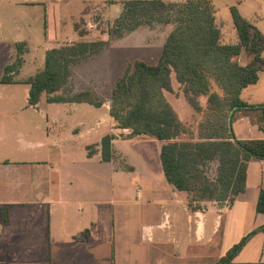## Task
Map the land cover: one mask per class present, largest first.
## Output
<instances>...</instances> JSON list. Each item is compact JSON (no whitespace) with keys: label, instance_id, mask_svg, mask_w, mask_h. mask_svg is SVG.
Masks as SVG:
<instances>
[{"label":"crops","instance_id":"obj_1","mask_svg":"<svg viewBox=\"0 0 264 264\" xmlns=\"http://www.w3.org/2000/svg\"><path fill=\"white\" fill-rule=\"evenodd\" d=\"M124 1L0 0V7L11 12L0 16V84H4L1 79L5 68L17 59L18 45L23 64L13 74L16 83L4 85L23 84L19 81L30 78H19L18 74L24 67L25 54L35 53L31 44L33 25L39 23L44 29L48 45L45 61L47 51L64 44L110 40L109 33L100 30L101 37L96 39L98 30L93 28L99 17L110 18L114 24L123 12ZM211 1L225 40L235 41L237 37L234 27L225 29L219 19L223 6L229 10L236 6L264 35L257 7H252L255 1L237 0V5L231 2L235 0ZM68 19L74 20L79 40H62ZM172 30L173 25L144 26L111 40L106 50L72 68L70 83L79 66L88 68V73H93L90 67L96 61L105 66L102 54L111 49L118 51L120 66L103 67L97 75L114 79L126 65L125 70L130 69V55L140 53L137 48H142L141 44L153 46L147 39L143 42L145 37L151 39L149 36L162 32L159 50L154 55L139 54L142 58L137 60L157 64ZM241 56V64L251 61L247 54ZM23 85L26 104L10 102L0 107V264L214 263L264 223V217L257 213L264 161H250L246 190L234 203L192 201L190 192L180 191L165 176L160 158L163 142L146 136L115 137L120 128L110 115L111 98L96 106L49 103L44 94L37 105L31 106L30 87ZM85 91L98 94L90 88L75 89L72 94ZM10 92L13 101L15 92ZM241 113L233 125L237 138L264 139L251 117ZM106 136L114 139L110 161L102 160L100 150ZM143 138L151 143L137 144ZM93 146L97 151L90 157L88 147ZM261 234L264 232L255 235L241 254ZM257 259L255 263L264 262V246Z\"/></svg>","mask_w":264,"mask_h":264},{"label":"trees","instance_id":"obj_2","mask_svg":"<svg viewBox=\"0 0 264 264\" xmlns=\"http://www.w3.org/2000/svg\"><path fill=\"white\" fill-rule=\"evenodd\" d=\"M236 40H225L211 0H126L123 12L109 31L110 40L64 44L46 53L45 67L35 76L19 81L29 85L28 104L37 105L44 94L49 103H90L101 101L85 91L65 92L72 68L102 52L111 40L124 37L144 26L173 25L157 64L136 61L113 89L110 115L118 127L130 129L132 137L146 136L163 142L160 152L167 180L193 200L234 203L246 190L248 167L252 159L264 161V139H238L233 125L238 112L246 113L264 133V103L250 104L242 99L247 87L257 84L264 70V35L252 21L231 7ZM78 28V27H77ZM84 36L83 31L80 32ZM5 68L1 83H16L23 64V53ZM251 58L241 64L243 53ZM173 78L188 103L203 111L200 98L208 99L207 114L198 137L170 104L166 93L175 92ZM189 137L188 139L186 138ZM185 137V138H184ZM113 136L101 143L102 160L113 158ZM91 157L97 149L88 147ZM218 163L215 176L208 169ZM257 213L264 217V176ZM264 232V223L235 244L214 263L264 264L237 262L248 242Z\"/></svg>","mask_w":264,"mask_h":264},{"label":"rangeland","instance_id":"obj_3","mask_svg":"<svg viewBox=\"0 0 264 264\" xmlns=\"http://www.w3.org/2000/svg\"><path fill=\"white\" fill-rule=\"evenodd\" d=\"M252 1H255L252 7L253 8H254V6L257 7L258 14L260 16V20L258 22L259 26H260L259 28L264 30V0H248V3L252 2ZM231 2H233V3L235 2L236 5L238 3L237 0L231 1ZM8 5H10V4H8ZM225 8L226 7H224V6L222 7V9L219 13L220 14L219 19L223 21V25H224L225 29H230V28L234 27L233 17H232L231 10L225 9ZM8 11H7V7H5V6L0 7V16H2V17L7 16L8 14L11 13L10 11L9 12ZM109 19L99 17L100 22H98L96 24V26L94 25L95 27L93 28V30H98L96 32V35H95L96 39L101 37L99 30L101 31V33L104 31L106 33L107 32L109 33V31L113 27V23ZM68 22L69 23L64 30L62 40L67 39V38L73 39V40H79L80 35L74 28V23H73L74 20L68 19ZM33 26H34V32H33L34 37H33V40L31 41V44L34 47L35 53H34V56L30 55L31 53H29L28 55L25 54V56H24L25 63H24L23 69L18 74L19 78H29L31 76H34L35 74H37L38 71H40L44 68L45 48L48 47L47 43L45 42L44 29H43V27H40L39 23H37L36 26L35 25H33ZM161 33H159V34L156 33L152 36H149L151 39L146 38V37L143 39V42H145L146 39H147V41L149 40L148 42L151 43L153 46L151 48H147L148 46L144 45L145 43L143 44L144 46H142V44H141L140 46L142 48H137L138 50L139 49L141 50L140 53H138L136 51V53L130 55V61H133L129 65L130 69H132L135 61L142 58L140 56H144V55L148 54L147 52H152L150 55H154L159 50L160 43H161V41H163L162 40L163 36ZM228 33H230V32H228ZM91 37H93V36H91ZM149 49H151V50H149ZM117 54L119 55L118 51H116L115 49H111L108 52L105 51L102 54L103 55V61L106 63L105 66H101L102 65V64H100L101 62H99V63L97 61L94 62L93 64H91V67H90V69L93 70V73H88L89 72L88 68H85V70H83L82 67L79 66V68L76 71V75L72 79V82L70 83V81H69V84H68L64 94H66L68 91L72 93V91L75 89L79 90V89L90 88V89H95L98 92V94H96L94 96V98L98 101L106 100V98H111L113 88H115V86L118 82V78L125 75L124 73L127 71V70H125L127 68V65L125 66V69H123V71H121L119 74H117V76L114 79H110V78L101 79L97 75V72H98V70L101 71V69H103V67L106 68L109 66L112 69H116L118 65L120 66V64L118 63L119 62V56H117ZM139 54H141V55L138 56ZM245 54L246 53L244 52L242 55H245ZM2 57H3V55L1 54L0 55V63H1ZM35 57H38L39 60L35 61L34 60ZM151 57L154 58V56H151ZM125 58H126V56H125ZM240 60H242V56L240 57ZM99 61H101V60H99ZM109 61H111V62H109ZM99 66H101V67H99ZM121 66H124V65L121 64ZM130 69H128V70H130ZM0 70H1V68H0ZM174 88L176 89L175 92H173V93L167 92L166 96L169 99V102L172 105V107L174 108V110L177 112L179 118L192 129V131L195 134V137H198L199 131H200V124H201V122H203L205 120V117L207 114L208 99L205 96L200 98L201 105L203 106V111L198 112L188 103V101L185 99V97L182 94H179V90H178L179 85H178L177 81L175 80V78H174ZM11 90H14V92H15V98L13 99V101L11 100L12 96H10V94H12L10 92ZM24 91H25V86L23 84L14 85V86L13 85L0 84V107L4 104L10 103V102H13V103L19 104V105L26 104V98H25V92ZM241 97L244 101L250 102L252 104L264 102V70H262L260 72L259 82L256 85H251L248 87V89H245L243 91V94ZM241 114H242L241 112H238L235 119L239 118ZM235 122H236V120H235ZM47 127H48V123H47V121H45L44 129H45L46 133H47ZM127 136H129V135L128 134L126 135V133L125 134L118 133V135L115 137L120 138V137H127ZM149 138H143V140L142 139L139 140L137 144H141V141L142 142L146 141L149 143L151 141ZM186 138L188 139L189 137L186 136ZM113 140H112V143H113ZM147 146L153 148V146L151 144H148ZM215 170H216V163L210 164L208 171H209L211 176H215V172H216ZM262 235L263 234H261V236H258L257 238H255L253 240V243L248 246L246 251L237 258V262L255 263V261L258 260L257 258L260 254V250H261L262 246H264V235L263 236Z\"/></svg>","mask_w":264,"mask_h":264},{"label":"built area","instance_id":"obj_4","mask_svg":"<svg viewBox=\"0 0 264 264\" xmlns=\"http://www.w3.org/2000/svg\"><path fill=\"white\" fill-rule=\"evenodd\" d=\"M118 128H120V127H118ZM131 130L130 129H123V128H120V132H116L114 135L115 136H117L118 135V133H120V134H128V135H130L131 134Z\"/></svg>","mask_w":264,"mask_h":264}]
</instances>
